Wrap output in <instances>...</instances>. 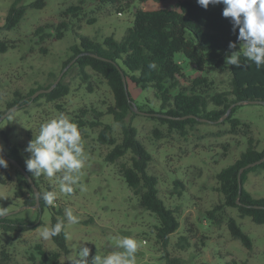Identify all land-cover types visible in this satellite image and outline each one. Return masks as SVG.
<instances>
[{"label":"rangeland","instance_id":"374dc122","mask_svg":"<svg viewBox=\"0 0 264 264\" xmlns=\"http://www.w3.org/2000/svg\"><path fill=\"white\" fill-rule=\"evenodd\" d=\"M13 1L0 0V25L4 24ZM32 1L22 0L21 4L28 5ZM175 3V0H122L120 5H113L101 0H46L43 8L28 7L18 27L0 30V41L10 46L6 52L0 51V112L17 98V94L25 97L0 123L3 129L0 144L5 152L8 154L9 145L18 144L26 160L30 153L25 149L39 133L41 123L61 114L81 130L87 159L73 193H59L55 180L50 182L43 176L35 178L41 182L44 191H48V186L51 190L55 187L58 192L54 203L56 208L60 206L65 210L71 207L79 217L78 224L67 228L70 252L62 256L60 264H69V259L75 255L74 249H78L82 242L87 243L93 255L98 252L104 256L117 251L116 239L123 236L132 237L138 243L136 264H170L169 260L173 258H177L179 264H264V224L255 223L249 216L241 217L239 211L232 207H227L226 213L219 214L217 219H211L207 214L223 201L217 174L240 157L248 147L247 137L243 133L229 132L230 125L225 119L217 123L196 124L186 135H181L146 115L130 114L127 117V121L137 128L138 138L152 153L149 170L159 178L160 197L175 211L180 223L165 245L155 228L159 225L157 216L139 205L138 197L119 174L117 164L105 161L104 156L110 146L99 142L100 128L89 123L84 126L78 124L82 109L95 108L106 112L107 107L114 103L109 85L90 69L92 89L87 81H83L76 67L70 69L71 65L63 72L64 62L72 53L70 46L78 41L72 27L56 41L49 38L43 42L35 34L38 26L66 20L80 25L81 33L96 39L101 40L111 33L121 39L132 25L138 8L175 7ZM71 5L82 8L79 17L64 13ZM89 20L95 21L90 23ZM46 31L51 32L52 29ZM239 47L237 43L235 50ZM44 48L47 52L42 51ZM176 57L188 76L200 73L183 54ZM61 73L60 81L69 85L70 92L54 102L45 98L33 101V95H29L32 90L53 84ZM209 77L215 80L217 91L229 90L230 73L226 67L210 73ZM128 86L137 107L145 111L149 108L160 110L161 102L153 88L143 90L130 80ZM235 116L251 124L258 149L263 150L264 105L243 104L237 108ZM86 118L91 120L90 115ZM102 121L112 126L113 135L121 136V126L112 114L105 113ZM154 128L159 129V135ZM7 154L2 152L8 160V167H0V175L6 180H0V209H6V214L11 213V217L35 220L38 206H26L15 196L17 166L12 164ZM81 185L86 191L80 190ZM245 187L255 197H264V170L251 172ZM226 215L235 217L252 238L251 249L231 235ZM41 219L42 225L24 233H4L0 229V246L9 248L17 264H36L31 256L36 254L38 243L43 244L46 250L56 249L52 239L44 241L39 235L44 226H51L49 207Z\"/></svg>","mask_w":264,"mask_h":264},{"label":"trees","instance_id":"16d2710c","mask_svg":"<svg viewBox=\"0 0 264 264\" xmlns=\"http://www.w3.org/2000/svg\"><path fill=\"white\" fill-rule=\"evenodd\" d=\"M22 0H14L10 5L1 29L12 30L19 26L27 8H43L46 0H34L28 5L21 4ZM147 1V0H143ZM175 7L138 8L134 12L133 23L128 27L121 39L114 33L106 35L101 40L83 34L80 25L71 24L62 20L57 24L38 26L35 34L45 42L60 40L67 30L74 29L78 41L70 46L71 56L64 62L66 67L74 60L70 69L76 67L83 81L89 83L92 89V70L101 76L109 85L114 103L110 104L106 112L95 108L82 109L79 116V126L89 123L92 127H99L98 140L102 145L110 146L104 156L105 161L117 164L119 174L124 178L134 195L138 197L139 205L157 216L159 225L155 226L157 235L166 245L169 237L179 228V220L175 211L168 207L159 194V178L150 172L149 166L153 160L152 153L138 138L135 126L127 121L130 114L138 115L135 110V100L132 97L127 83L132 81L137 87L145 90L153 88L156 97L160 100V110L151 108L150 113H164L173 117H164L154 114L146 115L167 125L170 131H177L186 135L188 130L202 122H220L228 108L237 101L264 100V67L257 68L250 61L241 57V66H231L225 63V56L230 52L229 43L237 41L238 29L233 32L230 18L222 15L224 5H210L207 9L198 5L197 0H175ZM104 3L120 5L122 0H101ZM81 7L71 5L64 12L66 15H80ZM95 20H89L93 23ZM51 28V32L46 29ZM7 42L0 41V51L9 49ZM42 51L47 52L44 48ZM183 54L193 68L200 73L194 77L188 76L177 59V54ZM155 63L156 68L150 69L149 64ZM226 67L230 73L229 90L217 91L215 80L209 74ZM39 86L40 88H48ZM37 90H32L30 96ZM70 92L67 83L60 81L49 93L38 95L33 101L45 98L48 102L62 99ZM25 97L17 94V98L8 103V107L0 112L2 115L10 107L20 103ZM31 99V98H30ZM29 99V100H30ZM210 105H214L210 108ZM241 105L232 108L225 118L229 123V132L243 133L247 137L248 147L241 152L236 161L224 167L218 174L219 191L223 194L222 203L208 210V217L217 219L219 214H225L227 207L236 208L241 217L249 216L255 223L264 224V197H255L246 187L249 174L264 170V161L260 164L245 168L242 172V189L239 187L238 174L241 168L264 157V149H258V140L253 136L251 124L235 116ZM143 110L142 107H138ZM145 111V110H143ZM112 114L114 120L121 126V136L113 135L112 126L104 123V114ZM90 115L91 120L86 117ZM143 115V114H142ZM187 116V117H185ZM180 117V118H178ZM205 118L201 121L199 118ZM159 135V129L154 128ZM3 129L0 126V138ZM227 147V145L225 146ZM8 156L17 160L25 168V160L18 144L9 145ZM13 164V163H12ZM15 196L23 200L24 205H37V197L28 179L17 167L15 170ZM34 179L39 192L43 187L38 179ZM0 180L6 182L0 175ZM48 190L51 187L48 186ZM240 201V204L238 203ZM38 216L29 221L22 217H11L10 214L0 215V229L4 233H24L36 229L44 222L41 215L46 208L51 211V225L57 220L64 219V209L55 205L48 206L39 200ZM226 218L231 235L251 249L252 238L244 231L233 216ZM56 249L46 250L43 244L36 245V254L31 258L36 264H60L62 256L70 252L68 241L62 232L52 238ZM170 264H179L177 258L169 260ZM0 264H17L9 248L0 246Z\"/></svg>","mask_w":264,"mask_h":264},{"label":"clouds","instance_id":"9594fccd","mask_svg":"<svg viewBox=\"0 0 264 264\" xmlns=\"http://www.w3.org/2000/svg\"><path fill=\"white\" fill-rule=\"evenodd\" d=\"M197 3L205 9L210 5L223 4L222 15L231 19L233 32L238 29L237 41L229 43L230 52L225 56L227 65L240 67L243 57L258 69L264 67V0H197ZM237 43L239 50H235ZM149 68L155 69V63H150ZM25 151L30 153L25 160L26 170L33 178L43 176L50 182L55 180L59 193H73L87 159L81 130L75 122L61 114L41 123L39 133L34 135ZM0 167H8L2 148ZM80 190L86 191V188L81 185ZM57 197L55 187L53 190L37 193V199L48 206H53ZM5 214L6 209H0V215ZM79 222V217L68 207L64 210L63 220L44 226L39 235L42 240L48 241L63 232L67 240L70 238L68 226ZM116 248L119 250L104 256L98 252L93 255L87 243L82 242L78 249H74L75 255L69 259V264H136L138 243L134 238L118 237Z\"/></svg>","mask_w":264,"mask_h":264},{"label":"water","instance_id":"95a60500","mask_svg":"<svg viewBox=\"0 0 264 264\" xmlns=\"http://www.w3.org/2000/svg\"><path fill=\"white\" fill-rule=\"evenodd\" d=\"M73 62H74V60H72V61H71V62H70V63H69L64 69H63V72H64V71H65L70 65H72ZM62 75H63V73H61V74L57 77V79L54 81V83H53L50 87H48V88H40V89H38L37 91H35L34 94H33V98H32V99H34V97H36V96H38V95H40V94H42V93H49L50 91H52V90L56 87V85L59 84V82H60V80H61V78H62ZM123 79H124V82H125L126 87H128V83H127L126 77L123 76ZM247 103H250V104H263V105H264V100H246V101H237V102H235L234 104H232V105L228 108L227 112L224 114V116L222 117V119H225V118L230 114V112H231V110H232V108H233L234 106H236V105H243V104H247ZM16 107H17V106L14 105V106L10 107L8 110H6V111L0 116V123H1L2 120H4L8 115H10V113H11L13 110H15ZM135 110H136V112H138L139 114H143V115H149V114H154V115H155V114H156V115L164 116V117H173V116H170V115H167V114H164V113H150V112H147V111H143V110H140V109L137 107V105H135ZM185 117H187V116H185ZM178 118H180V117H178ZM222 119H221V120H222ZM199 120L204 121V120H206V119L201 117V118H199ZM0 148H2V152H3L4 154H7V153L5 152V150L3 149V147L1 146V144H0ZM7 156H8V154H7ZM8 158H10V157L8 156ZM10 160H11V162L13 163V165L17 166V167L20 169V171L23 172V174L26 176V178L28 179L30 185H31L32 188L34 189V191H35V193H36V197H37V193L39 192V190H38V188L36 187L35 182H34V179H33V177L31 176V174L28 173L27 170H26V168H25L21 163H19L17 160H15V159H11V158H10ZM262 161H264V157H263L262 159H260V160H257V161H255V162H253V163L248 164V165H247L246 167H244V168H241V170L239 171V174H238L240 190H241L242 187H243V184H242V182H241V176H242V172L244 171V169H245V168H248V167H251V166H254V165H257V164H260ZM238 203L240 204V201H239V200H238ZM39 204H40V203H39V200L37 199V205H36V206H38ZM7 215H8V214H7Z\"/></svg>","mask_w":264,"mask_h":264}]
</instances>
